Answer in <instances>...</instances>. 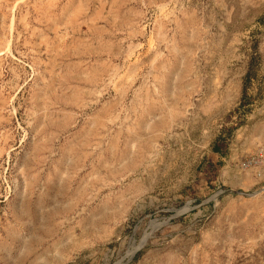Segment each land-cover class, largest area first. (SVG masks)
Returning a JSON list of instances; mask_svg holds the SVG:
<instances>
[{"label":"rangeland","instance_id":"374dc122","mask_svg":"<svg viewBox=\"0 0 264 264\" xmlns=\"http://www.w3.org/2000/svg\"><path fill=\"white\" fill-rule=\"evenodd\" d=\"M0 264H264V0H0Z\"/></svg>","mask_w":264,"mask_h":264},{"label":"bare ground","instance_id":"6f19581e","mask_svg":"<svg viewBox=\"0 0 264 264\" xmlns=\"http://www.w3.org/2000/svg\"><path fill=\"white\" fill-rule=\"evenodd\" d=\"M157 114V113H156ZM153 115V114H152ZM142 121V120H141ZM88 122V121H87ZM115 124V123H114ZM108 132V131H107ZM90 133H92V132H90ZM122 133V132H121ZM104 134V133H103ZM108 135V134H107ZM96 136V135H95ZM92 137V136H91ZM94 137V136H93ZM128 138H130V137H128ZM142 139V138H141ZM91 140V139H90ZM105 140V139H104ZM88 142H89V140H88ZM88 142H87V144H88ZM81 143V142H80ZM85 143V142H84ZM91 143H93V142H91ZM100 145V144H99ZM94 146V145H93ZM96 146V145H95ZM129 146V145H128ZM82 148H84V147H82ZM67 149V148H66ZM82 150V149H81ZM80 150V151H81ZM71 151V150H70ZM106 151V150H105ZM104 152V151H103ZM84 153V152H83ZM95 153H96V151H95ZM110 155H112V154H110ZM127 155V154H126ZM108 156V155H107ZM74 157V156H73ZM97 157V156H96ZM106 157V156H105ZM110 157V156H109ZM129 157V156H128ZM77 158V157H76ZM80 158V157H79ZM119 158V157H118ZM65 159V158H64ZM59 160H61V159H59ZM101 160V159H100ZM111 160V159H110ZM78 162V161H77ZM89 163V162H88ZM103 163V162H102ZM43 164V163H42ZM66 164V163H65ZM69 164V163H68ZM76 164V163H75ZM78 164V163H77ZM87 165V164H86ZM108 165V164H107ZM120 165V164H119ZM71 166V165H70ZM73 166V165H72ZM53 167V166H52ZM68 167V166H67ZM83 167V166H82ZM115 167V166H114ZM93 168V167H92ZM71 169V168H70ZM53 170V169H52ZM91 171V170H90ZM116 172V171H115ZM87 173V172H86ZM58 174V173H57ZM85 174V173H84ZM95 174V173H94ZM87 175V174H86ZM90 175V174H89ZM49 177V176H48ZM112 177V176H111ZM35 179V178H34ZM58 182V181H57ZM42 184V183H41ZM45 185V184H44ZM54 185V184H53ZM56 185V184H55ZM82 185V184H81ZM62 186H64V185H62ZM80 186V185H79ZM47 187V186H46ZM57 187V186H56ZM52 188V187H51ZM54 188H55V186H54ZM65 188H66V186H65ZM68 188V187H67ZM66 188V189H67ZM88 188V187H87ZM45 189V188H44ZM60 189H61V186H60ZM60 189H58L59 190V192H60ZM86 189V188H85ZM29 190V189H28ZM27 190V191H28ZM57 190V191H58ZM77 190H78V188H77ZM45 191V190H44ZM68 191H69V189H68ZM53 193H54V191H53ZM52 193V194H53ZM63 193H65V191L63 192ZM68 192H66V194H67ZM46 194V193H45ZM58 194H60V193H58ZM62 195V194H61ZM72 196V195H71ZM37 197H39V196H37ZM56 197H58V195H56ZM55 197V198H56ZM61 196H59V198H60ZM62 197H64V196H62ZM51 199V198H50ZM52 199H53V197H52ZM45 200V199H44ZM57 200V199H56ZM25 201H26V199H25ZM40 202V201H39ZM38 202V203H39ZM55 203H56V201H54ZM115 202V201H114ZM24 203V202H23ZM43 203V202H42ZM54 204V203H53ZM25 205V204H24ZM37 205V204H36ZM35 205V206H36ZM66 206V205H65ZM49 207V206H48ZM55 207V206H54ZM40 208H41V205H40ZM56 208V207H55ZM68 208V207H67ZM37 209V208H36ZM61 209V208H60ZM39 210V209H38ZM57 210V209H56ZM63 210V209H62ZM61 210V211H62ZM70 210V209H69ZM34 211H36V210H34ZM40 211V210H39ZM49 211V210H48ZM53 211H55V210H53ZM58 211V210H57ZM66 211V210H65ZM24 212V211H23ZM20 213V212H19ZM41 213V212H40ZM53 213V212H52ZM59 213V212H58ZM29 214V213H28ZM32 214V213H31ZM37 214V213H36ZM61 214H63V213H61ZM48 215V214H47ZM51 215L52 214H50V217H51ZM60 215V214H59ZM64 215V214H63ZM29 216V215H28ZM38 216V215H37ZM31 217L33 218V216L31 215ZM47 217V216H46ZM42 218V217H41ZM63 218V217H62ZM17 219V218H16ZM38 220V219H37ZM46 220V219H45ZM34 221H35V219H34ZM44 221V220H43ZM33 222V221H32ZM45 223H46V221H44ZM48 222H51V221H48ZM47 224V223H46ZM49 224V223H48ZM47 224V225H48ZM41 228V227H40ZM52 228V227H51ZM47 229V228H46ZM38 230H39V228H38ZM30 231V230H29ZM27 232V231H26ZM41 232V231H40ZM11 233V232H10ZM36 234V233H35ZM48 235V234H47ZM41 237V236H40ZM44 238V237H43ZM34 240V239H33ZM31 241H32V239H31ZM52 241V240H51ZM62 242V241H61ZM53 243V242H52ZM48 244V243H47ZM50 245V244H49ZM22 248V247H21ZM48 248V247H47ZM61 248V247H60ZM133 252H131L130 254H132ZM38 254V253H37ZM61 257V256H60ZM44 262V261H43Z\"/></svg>","mask_w":264,"mask_h":264},{"label":"crops","instance_id":"0c3cea01","mask_svg":"<svg viewBox=\"0 0 264 264\" xmlns=\"http://www.w3.org/2000/svg\"><path fill=\"white\" fill-rule=\"evenodd\" d=\"M261 156V154L259 155ZM222 159V158H221ZM223 161V160H222ZM224 162V161H223ZM222 163V162H221ZM228 167V166H227ZM226 166L225 165H221V171L222 174L224 175L225 173L232 171V169L228 168V170H226ZM233 172V171H232ZM230 182H232L234 185H236L238 188H241V190H244L242 188L245 187V189L248 188V185L252 182H250L249 180H242L240 178H238V176H233L232 179L230 180Z\"/></svg>","mask_w":264,"mask_h":264},{"label":"trees","instance_id":"16d2710c","mask_svg":"<svg viewBox=\"0 0 264 264\" xmlns=\"http://www.w3.org/2000/svg\"><path fill=\"white\" fill-rule=\"evenodd\" d=\"M242 94L244 96L245 86H243V88H242ZM242 100H243V98H242ZM218 142H219V140H217L212 146V151H214L215 153H219L221 151V148L218 146Z\"/></svg>","mask_w":264,"mask_h":264},{"label":"built area","instance_id":"2783aa9c","mask_svg":"<svg viewBox=\"0 0 264 264\" xmlns=\"http://www.w3.org/2000/svg\"><path fill=\"white\" fill-rule=\"evenodd\" d=\"M248 164H252V161L248 162Z\"/></svg>","mask_w":264,"mask_h":264}]
</instances>
